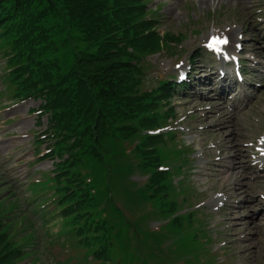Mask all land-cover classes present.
<instances>
[{
	"label": "trees",
	"instance_id": "obj_1",
	"mask_svg": "<svg viewBox=\"0 0 264 264\" xmlns=\"http://www.w3.org/2000/svg\"><path fill=\"white\" fill-rule=\"evenodd\" d=\"M147 4L145 0H0V47H9L20 65L13 80L17 95L46 99L42 110L51 113L55 154L69 156L57 178L63 186L59 191L67 189L61 199L64 216L69 221L82 219L100 246L96 255L109 261L115 254L121 264L162 259L140 232L133 233L131 249L124 245V228L117 236L107 230L108 220L95 218L102 188L108 177L110 183L123 185L136 166L153 173L150 199L165 197L172 173L156 168L180 155L168 149L163 135H144L130 151L126 144L164 123L158 110L175 92L171 83L143 90L148 81L145 60L160 51L163 42L177 40L157 31L159 24L147 16ZM69 43V56L63 58L59 47ZM130 152L131 162L126 156ZM1 185L0 181V189ZM169 204L175 208V203ZM167 206H161V212ZM8 207L0 197V264H18L28 251L10 232L18 216ZM119 222L131 228L123 218ZM176 223L180 225V220Z\"/></svg>",
	"mask_w": 264,
	"mask_h": 264
},
{
	"label": "rangeland",
	"instance_id": "obj_2",
	"mask_svg": "<svg viewBox=\"0 0 264 264\" xmlns=\"http://www.w3.org/2000/svg\"><path fill=\"white\" fill-rule=\"evenodd\" d=\"M149 7L159 9L162 26L158 31L161 34L183 33L185 36L181 38L179 46H172L173 49L170 51L149 58L153 66L151 77L155 80L168 77L177 79L180 70L177 65L181 62L186 63L183 68L187 67L188 71L190 57L196 56L197 52L203 50L205 39L215 30L220 34L229 31L231 37L242 43L246 49L243 52V58L248 61L245 66L249 65L251 68L248 73H254L247 75L244 88L240 87L238 90V99H235L238 93H227L223 96L228 106L220 104L223 102L219 99L220 85L215 88L208 85L210 82L205 86L200 85L203 76L211 74L212 70L209 66L216 67L210 55L200 52L202 59L193 62L195 73L191 75L192 81L198 79L199 86L196 89L180 90L173 100L176 117L169 122V125L184 129V133L178 135L180 143L185 139L187 144L192 146L193 152L198 151L191 157L193 167L189 174V190L194 197L193 205L196 206L206 200L207 205L202 206L201 209L207 215L211 233L215 237L209 247L214 249L213 253H216V249H220L217 250V254L221 257L217 264H264V226L261 227L259 221L264 218L259 214L264 207V166H254L255 148L258 141L264 138V57L259 61V55H264V0H246L243 6L236 1L226 0L204 4L200 0H150ZM82 47L80 44L81 49ZM59 52L63 58L64 55L67 58L70 43L66 47H59ZM5 62L6 59L0 56V74L3 72ZM213 71L216 72V69ZM251 83L261 88L257 89V86ZM0 101L4 106L8 105L7 111H4V107L0 108V179L9 183L8 186L16 198L10 197L6 186L1 187L0 197L6 200V204L11 205L8 211L13 210L16 214L28 215V221H24L21 216L17 217L12 234H17L19 244L24 246H26L25 239L28 240L29 235H32L34 240L30 247L38 242L41 244V250L38 255L36 254L42 260L40 263L55 264V255L58 258L61 255L55 247L50 250L49 245L47 246L46 234L50 232L55 235L61 229V222L51 220L53 222L48 227L43 223L41 215L34 213L32 209L34 196L28 188L30 182H42L53 174V162L50 159L39 160L41 154L48 149V143L35 142L47 127V115H43L40 124L37 123L39 119L32 112L40 106V100L15 104L5 95ZM222 107L225 111L223 121H228L226 129L218 125L220 123L218 120L223 114L219 116L212 113V109L215 108L217 111V108ZM232 112L236 114L234 118L229 117ZM216 131L220 132L219 136L215 135ZM134 147L133 145L131 149L133 150ZM116 152L117 150L115 154ZM126 156L129 162L134 161L131 152ZM233 157L237 168L228 170L227 164ZM234 171L239 172V175ZM240 174L246 177L242 182L244 184L242 191L246 192L248 201L243 205L240 204L243 197L238 196V192H233L237 186L232 184ZM134 175L135 173H130L127 179H131ZM178 178L175 176V179ZM127 179L123 185H116L114 182L110 183L111 179L108 177L109 183L101 191L103 200L106 203L111 202L114 208H119L125 214H133L139 223L150 221L147 226L154 231L156 237L154 240L157 241L156 230L163 224L156 217L158 208L168 204L167 213L164 215L169 216L172 212L169 203L176 204L178 200L173 199V190H168L165 197L160 195L154 200L161 204L150 203V206L147 204L148 208L145 210V204L140 200V196L134 193L139 186L126 184ZM132 179L142 184L141 189L145 188L147 191V184L143 183L146 177L143 174L137 173ZM152 187L149 186V193H152ZM52 193V190H48L46 193H41V196L46 198ZM217 194L220 196L215 199ZM183 195L186 196L184 192ZM225 196L227 201L220 210V204L224 202ZM258 199H261L262 203L249 210L250 202ZM50 202L52 200L46 202L49 203L46 208L48 210L54 207ZM15 206H17L16 210ZM186 206L190 211L193 210L189 207V203ZM193 218L194 221L189 223L187 220L184 221L183 226H180L182 229L174 230L170 227L166 232L172 242L184 249L187 264H216L214 257L205 249L203 243L191 233V228L195 227L192 223L198 222L202 226L200 214L196 213ZM252 218L257 226L251 230L244 229L241 225L244 223L248 225L253 221ZM76 222L81 224L83 220L79 219ZM18 235L27 237L21 239ZM167 245L168 243H162L159 246L167 250ZM168 251L174 252L173 249ZM21 264H33V260L28 258Z\"/></svg>",
	"mask_w": 264,
	"mask_h": 264
},
{
	"label": "bare ground",
	"instance_id": "obj_3",
	"mask_svg": "<svg viewBox=\"0 0 264 264\" xmlns=\"http://www.w3.org/2000/svg\"><path fill=\"white\" fill-rule=\"evenodd\" d=\"M211 1H219V2H222L223 0H200L201 3H209ZM228 2L230 1H236L238 4H241L242 6L245 5V1L246 0H226ZM211 35H214V34H211ZM259 42V41H258ZM206 82H210L211 85H216V79H215V74H211L210 76L206 77ZM224 111V108H221L220 110H217V111H213L212 113L213 114H220ZM233 116H231L230 118H232ZM228 123V121H221L220 122V126H225L224 129H226V124ZM219 133L217 132L216 135H218ZM264 146V143L261 144V147ZM264 164V163H263ZM229 169H236L237 167H235V157H233L230 161V163L228 164L227 166ZM235 173H237V175H239V172H236L234 171ZM246 177L243 176V174H240L239 178H237L234 182L236 184V186H238L239 188L238 189H235L236 191L239 192V195H243V198H244V202L248 201L246 198L247 196L245 195V191H242L244 189V185L242 184L243 182V179H245ZM241 191V192H240ZM258 201V202H257ZM257 201H252L250 202V205H248V209L249 210H253V207L255 205H260L262 203L261 200H257ZM247 202V203H249ZM257 202V203H256ZM246 208V207H245ZM259 214H261L262 216H264V207L261 209V211H259ZM253 220V218L251 219ZM259 221H261V227L264 226V218L262 219H259ZM241 225V224H240ZM244 229L246 230H251L254 226H257V223L255 220H253L252 222H250L248 225L247 224H243L241 225Z\"/></svg>",
	"mask_w": 264,
	"mask_h": 264
}]
</instances>
